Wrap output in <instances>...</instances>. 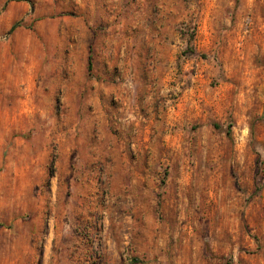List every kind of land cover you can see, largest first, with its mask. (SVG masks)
Returning a JSON list of instances; mask_svg holds the SVG:
<instances>
[{"label":"rangeland","instance_id":"374dc122","mask_svg":"<svg viewBox=\"0 0 264 264\" xmlns=\"http://www.w3.org/2000/svg\"><path fill=\"white\" fill-rule=\"evenodd\" d=\"M0 264H264V0H0Z\"/></svg>","mask_w":264,"mask_h":264}]
</instances>
